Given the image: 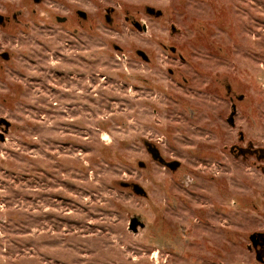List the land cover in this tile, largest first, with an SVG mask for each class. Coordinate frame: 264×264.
<instances>
[{
	"label": "rangeland",
	"instance_id": "rangeland-1",
	"mask_svg": "<svg viewBox=\"0 0 264 264\" xmlns=\"http://www.w3.org/2000/svg\"><path fill=\"white\" fill-rule=\"evenodd\" d=\"M77 4L92 29L22 32L0 79V264H264V0ZM225 83L243 95L234 125Z\"/></svg>",
	"mask_w": 264,
	"mask_h": 264
},
{
	"label": "flooded vegetation",
	"instance_id": "flooded-vegetation-1",
	"mask_svg": "<svg viewBox=\"0 0 264 264\" xmlns=\"http://www.w3.org/2000/svg\"><path fill=\"white\" fill-rule=\"evenodd\" d=\"M77 3L78 0H0V79H4L6 70L10 69L9 67L14 65L15 61L18 60L16 56V47H19L21 44L20 34L22 32H30L33 31L34 28H41L43 31L49 32L55 27L62 25L68 28L71 27L75 33H78L77 27L75 26H88L90 29H92L93 19L89 15L88 11L83 7H79ZM141 13H143L149 19L153 20L162 18L164 15L163 10L158 9L157 7L152 5H148L147 3L143 5ZM116 14H118L117 8L109 5L104 8L102 17L107 26H111L115 23L117 24ZM139 14V12L133 13L129 12V10H125L123 17L124 20L129 23L133 29L139 32H147L149 30V25L144 19L138 17ZM42 30L40 31L42 32ZM169 31L171 34H174L178 32V29L174 24H170ZM3 33H5L6 35L3 36ZM167 46L168 48H166ZM114 47L118 51H122V48L120 46L114 45ZM162 48L165 50L168 49L173 54L177 53L178 57L181 60L185 59L182 53L179 52L177 48L171 44L163 43ZM136 54L145 62H149L150 60H152L151 56L142 49H137ZM172 72L173 70L170 69V73ZM224 88L226 90V94L231 100L232 111L233 107L235 106L236 114L237 106L233 100L236 97L237 100H241L243 99V97L241 98V95L237 96L230 84L225 83ZM235 114L233 115V118ZM230 116L228 117V122ZM11 126V122L4 116L0 115V140L2 142H5L6 135L9 133ZM146 145L147 150L149 146L155 147L154 144L147 142ZM232 149L234 150V148ZM162 158L167 162H171L169 160H166L163 156ZM153 159L156 160L155 158ZM156 161L160 162L159 160ZM162 165L166 166L163 163ZM180 165L181 163L179 162L178 167H176L175 169H172L171 167L168 168L171 171H176L177 169H179ZM191 185L192 180L189 179L185 186L190 187ZM254 246L264 247L263 235H256V245ZM262 249H260L259 251H261ZM261 261H264L263 257Z\"/></svg>",
	"mask_w": 264,
	"mask_h": 264
},
{
	"label": "water",
	"instance_id": "water-1",
	"mask_svg": "<svg viewBox=\"0 0 264 264\" xmlns=\"http://www.w3.org/2000/svg\"><path fill=\"white\" fill-rule=\"evenodd\" d=\"M175 30V28H174ZM241 98L243 97L242 95L240 96ZM235 114V106L233 107V111L231 113V116L229 118V122L234 125V118H233V115ZM148 151L151 153V155L153 156V158H155L156 160H159L161 163L165 164L167 167H171L172 169H175L176 167H178L179 165V162L178 161H171V162H167L165 161L162 156L160 155V151L156 148V147H152V146H149L148 147ZM140 165L141 166H144L145 164L143 162H140ZM124 186H129L130 184L129 183H126L124 182L123 183ZM133 189L135 190V192L141 194V195H146V192L145 190L138 184H133L132 185ZM138 226L140 227H145V223L142 222L138 216H133L130 218V222H129V229L132 230L133 232H138ZM251 240L253 242L254 245H256V234H252L251 235ZM264 255V248L259 251L258 253V259L261 260L262 257Z\"/></svg>",
	"mask_w": 264,
	"mask_h": 264
}]
</instances>
